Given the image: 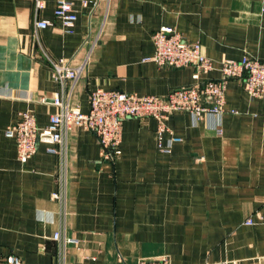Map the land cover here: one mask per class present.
I'll use <instances>...</instances> for the list:
<instances>
[{
  "label": "crops",
  "instance_id": "obj_1",
  "mask_svg": "<svg viewBox=\"0 0 264 264\" xmlns=\"http://www.w3.org/2000/svg\"><path fill=\"white\" fill-rule=\"evenodd\" d=\"M71 1L77 20L66 34L56 0H44L38 14L30 0H0V264L10 255L23 264H136L160 255L170 264H264V97L250 98L239 80L227 83L223 115L169 117L181 139L170 152L158 149L153 119L123 121L113 162L76 127L57 153L39 143L25 164L4 135L24 111L45 128L55 96L86 113L97 89L164 97L195 84L193 67L149 60L161 27L213 60L201 81L219 78L223 61H264V0ZM37 18L51 25L35 30ZM87 55L75 83L52 81L51 62L78 67Z\"/></svg>",
  "mask_w": 264,
  "mask_h": 264
},
{
  "label": "built area",
  "instance_id": "obj_2",
  "mask_svg": "<svg viewBox=\"0 0 264 264\" xmlns=\"http://www.w3.org/2000/svg\"><path fill=\"white\" fill-rule=\"evenodd\" d=\"M38 14L44 8V0H30ZM86 6V2L83 3ZM54 18L61 23V30L71 34L77 20L71 0H56ZM51 23L37 18L35 30H42ZM154 55L149 59L158 66L171 68L193 67L195 84L181 87L164 97L139 96L118 90L97 89L89 93V110L81 112L77 107H70L68 99L53 98L56 112L49 117V124L39 128L35 116L30 111L20 114V120L4 131L8 139L16 143L17 160L25 164L37 150L39 143L48 145L49 153H57L56 145L64 143L65 133L76 127L93 133L100 146L102 160L113 162L120 155L122 124L126 119H153L156 122L154 138L158 149L170 152L181 142L168 126L169 117L174 113H188L195 123L205 116L224 114L227 83L236 79L242 82L243 89L250 98L264 97V61L252 57H242L239 61H223L218 67L219 78L200 80L201 75H208L215 70L213 60L203 54L198 42H188L171 27H161L152 36ZM88 55L82 65L70 67L66 60L51 62V78L54 83H75L82 75ZM168 138L165 143V138ZM246 225H252L249 218ZM57 240L58 234L53 235ZM1 264H23L15 256H7ZM136 264H170L168 255L152 259H139Z\"/></svg>",
  "mask_w": 264,
  "mask_h": 264
}]
</instances>
